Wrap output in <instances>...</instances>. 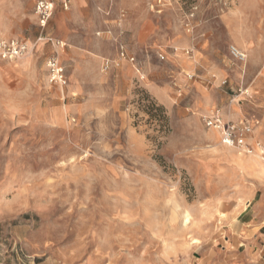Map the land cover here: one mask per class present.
<instances>
[{"label": "rangeland", "instance_id": "obj_1", "mask_svg": "<svg viewBox=\"0 0 264 264\" xmlns=\"http://www.w3.org/2000/svg\"><path fill=\"white\" fill-rule=\"evenodd\" d=\"M37 1L0 0V41L43 38L0 55V244L62 264H179L251 190L264 216V178L204 123L218 109L264 140V88H250L253 64L231 56L224 25L248 8L264 27V0H55L44 30ZM55 54L64 87L47 81Z\"/></svg>", "mask_w": 264, "mask_h": 264}, {"label": "crops", "instance_id": "obj_2", "mask_svg": "<svg viewBox=\"0 0 264 264\" xmlns=\"http://www.w3.org/2000/svg\"><path fill=\"white\" fill-rule=\"evenodd\" d=\"M259 10L263 12L261 8H259ZM248 13V8H245L239 12H234L232 15L229 14L226 16L227 22H225L224 25L226 26L227 32H229V39L232 46H236L247 58L248 55L250 57L249 61L253 64L252 78L255 79L250 88L253 89L254 94H258L261 89L264 88V76L262 75L264 70V42H262L260 36L262 33L260 31H263L264 27L259 21L250 23L249 17H242ZM234 17L240 18L234 19ZM231 18L237 21L228 22ZM254 25H256V27ZM259 26H261L260 30ZM14 40L24 41L20 39ZM14 40H3L0 41V44ZM38 43L39 42H34L33 45L36 46ZM247 62L246 59V63L242 65H246ZM152 92L156 99H160V91H158L157 94L156 90ZM251 96L249 98L253 99L254 95ZM164 97L163 95V98ZM223 117L224 119L227 118H225L224 115ZM233 121L240 120L234 118ZM259 122L260 121H258V123ZM260 142L264 145V140ZM240 154L244 155L242 153ZM251 160H254V165L248 167ZM237 164L240 169H245L248 175L252 174L260 179L264 178V175L261 173L262 168L259 166L258 159L256 161V159L250 156L245 160L238 159ZM250 192L247 197L240 199L243 204H238V202H236L230 209L224 210L223 217H221L218 222L220 225L215 222L216 226L214 225L210 232H206L193 239L194 242L191 244V247H189L188 252L183 256V260H180V254L177 255L180 260L179 264H264V216L260 212V205L253 204L254 191L251 195ZM248 196L252 197L247 199ZM37 263L62 264L56 260L40 261L39 259H37Z\"/></svg>", "mask_w": 264, "mask_h": 264}, {"label": "built area", "instance_id": "obj_3", "mask_svg": "<svg viewBox=\"0 0 264 264\" xmlns=\"http://www.w3.org/2000/svg\"><path fill=\"white\" fill-rule=\"evenodd\" d=\"M72 4V0H61V5L63 8L69 9ZM55 8V0H38L35 6L34 12L36 13L39 26L42 30L46 29L54 14ZM194 14L191 15V17ZM187 28H190L189 24L186 23ZM43 41V38L40 37L37 42ZM52 41V39H49ZM60 47L61 44H59ZM35 45H32V48ZM30 48L29 44L24 41L14 40L11 42H3L0 44V55L3 60L6 61H14V59L22 58L28 55L33 49ZM64 48V47H63ZM187 55H190L191 52L187 51ZM230 54L241 64L246 63V55L241 52L236 46L230 47ZM119 61L128 60L131 63L135 62V59L131 57L125 46L121 45L119 50ZM115 65L110 60H104L103 67L105 70L110 69ZM47 71H48V82L49 84L58 85V86H67V77H66V68L60 62L58 55L51 56L47 62ZM223 84H227L224 82ZM240 96L244 95L247 98L250 97L249 91L240 90ZM205 126L209 130H214L220 135L221 144L227 148H233L238 150L240 153L246 156H258L264 162V145L259 140L254 139V125L247 120L240 121H229L224 119L223 115H221L220 110L213 109L207 116L204 117ZM9 244V248L5 245V243ZM0 249H5V253L0 251V264H8L6 263L7 257L13 258L11 264H38L37 258L29 255L24 246L21 244L20 240L13 239H2L0 244ZM3 254H9L11 256H4Z\"/></svg>", "mask_w": 264, "mask_h": 264}, {"label": "bare ground", "instance_id": "obj_4", "mask_svg": "<svg viewBox=\"0 0 264 264\" xmlns=\"http://www.w3.org/2000/svg\"><path fill=\"white\" fill-rule=\"evenodd\" d=\"M62 46V45H61ZM33 49V48H32ZM254 156H256V155H254ZM250 165L252 166V165H254V161H251L250 163H249V165H248V167H250ZM261 165H263V164H261ZM259 166H260V164H259ZM246 168V167H245ZM261 172H264V168L263 169H261ZM234 176V175H233ZM187 222H189V220L188 219H186V223ZM188 224H190V223H188ZM188 226V225H187ZM187 228V227H186ZM185 228V229H186ZM188 229V228H187ZM197 241V240H196ZM198 242V241H197ZM195 244V243H194ZM193 244V245H194ZM195 246V245H194Z\"/></svg>", "mask_w": 264, "mask_h": 264}, {"label": "trees", "instance_id": "obj_5", "mask_svg": "<svg viewBox=\"0 0 264 264\" xmlns=\"http://www.w3.org/2000/svg\"><path fill=\"white\" fill-rule=\"evenodd\" d=\"M158 110H160V108H158ZM161 111V110H160Z\"/></svg>", "mask_w": 264, "mask_h": 264}]
</instances>
